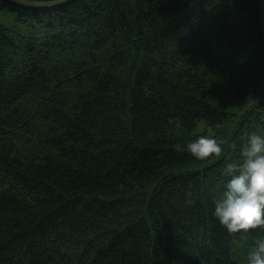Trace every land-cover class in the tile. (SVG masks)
<instances>
[{
  "label": "trees",
  "instance_id": "1",
  "mask_svg": "<svg viewBox=\"0 0 264 264\" xmlns=\"http://www.w3.org/2000/svg\"><path fill=\"white\" fill-rule=\"evenodd\" d=\"M252 132L258 0H0V264H246L212 212Z\"/></svg>",
  "mask_w": 264,
  "mask_h": 264
},
{
  "label": "clouds",
  "instance_id": "2",
  "mask_svg": "<svg viewBox=\"0 0 264 264\" xmlns=\"http://www.w3.org/2000/svg\"><path fill=\"white\" fill-rule=\"evenodd\" d=\"M197 160L220 156L222 146L213 135H200L174 145ZM223 190L214 199L212 215L229 234L256 235L246 255V264H264V134H247L238 158L230 160L221 172Z\"/></svg>",
  "mask_w": 264,
  "mask_h": 264
},
{
  "label": "water",
  "instance_id": "3",
  "mask_svg": "<svg viewBox=\"0 0 264 264\" xmlns=\"http://www.w3.org/2000/svg\"><path fill=\"white\" fill-rule=\"evenodd\" d=\"M5 3L19 7L22 9H36V10H50L59 7H63L69 3H72L75 0H58L50 3H33L24 0H1ZM262 21V35L264 39V0H258Z\"/></svg>",
  "mask_w": 264,
  "mask_h": 264
}]
</instances>
